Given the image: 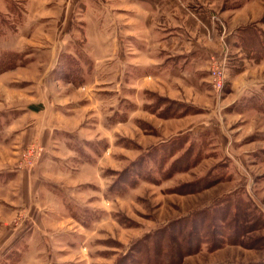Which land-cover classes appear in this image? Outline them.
Wrapping results in <instances>:
<instances>
[{
  "label": "rangeland",
  "instance_id": "rangeland-1",
  "mask_svg": "<svg viewBox=\"0 0 264 264\" xmlns=\"http://www.w3.org/2000/svg\"><path fill=\"white\" fill-rule=\"evenodd\" d=\"M13 1L14 15L7 0H0V58L2 53L19 58L15 67L0 73V109L12 108L0 112V168L20 176L0 172V264H117L127 253L136 254L132 246L149 233L236 191L263 217L233 240L237 242L215 250L204 244L183 264H264V108L238 113L233 102L245 92L261 95L253 103H263L264 61L236 49L229 35L230 29L247 25L264 31V0L205 5L213 24L202 22L196 32L191 30L192 38L209 50V91L201 105L149 90L139 108L130 91L135 79L130 73L123 101L116 100L115 78L107 86L105 80L95 82L100 76L86 51L82 9L74 10L69 47L54 66V25L43 33H18L26 12L54 11V0ZM67 2L58 3L72 14ZM222 5L229 15L222 16ZM238 73L244 75L234 87ZM98 89H107L101 110ZM54 98L58 107L76 110L71 117L86 110L80 126H74L85 140L74 144L82 155L70 147L68 174L59 172L60 166L54 171L45 166L48 130L29 134L33 122L18 123L28 110L50 112ZM57 148L55 144L54 156ZM76 154L79 160L73 159ZM47 181L54 183L52 190L68 193L50 194L44 188Z\"/></svg>",
  "mask_w": 264,
  "mask_h": 264
},
{
  "label": "crops",
  "instance_id": "crops-1",
  "mask_svg": "<svg viewBox=\"0 0 264 264\" xmlns=\"http://www.w3.org/2000/svg\"><path fill=\"white\" fill-rule=\"evenodd\" d=\"M33 1L40 0H28L30 4H34ZM61 1L66 0H54V11L38 9L35 13L26 12L24 23L18 26V33L23 36L24 31L43 33L50 23L54 25V66L60 63L61 53L69 47L70 42L66 37L73 29L74 10L82 9L86 21L84 27L81 26L85 33L86 51L92 58L100 76L95 79V82L102 79L105 80L103 85L107 86L108 81L115 78L118 81V84L114 85L116 100L127 99L126 88L128 86L125 84V79L130 73L135 78L130 91L137 97L138 106L136 108L142 106L143 93L149 90L183 101H187L189 97V99H194L195 104L200 103L201 105L203 97L207 96L209 91V50L205 44L204 46L198 44L192 38L191 33L201 28L202 22L213 24L212 17L209 18V14L207 15L211 10L206 6L208 4L213 8L218 5V0H67L72 14L64 8L63 3H58ZM205 8L209 11L207 12ZM220 9H223V5ZM50 11L52 12L48 14ZM230 12H222V16H227ZM241 24L247 25L245 21ZM237 33L238 30L230 29L229 31L230 38L235 42ZM235 48L241 50L239 47ZM103 73H105L104 78L101 77ZM237 75L234 87H237L236 84L241 79L239 77L244 73ZM145 78H147L146 81ZM102 90L98 89L95 92L100 110L101 105L107 102V89ZM259 97L262 98L261 95H248L244 92L240 98L238 97L239 99L233 100L234 111L242 113L244 109L246 111L255 109L260 112L259 108L262 103L257 105L253 103L255 98L259 100ZM57 100L59 99L54 98L55 104H52L53 109L50 112H45L47 108L43 112L40 111L41 113L28 110L21 114L18 123L33 122L29 134L37 128V133L40 129L48 130L44 137L50 154L45 159V166L49 170L51 168L52 171L56 166H60L62 169L59 167V172L68 174L69 161L72 159L70 158L72 155L70 147L74 148L78 155H82L74 144L85 140L82 139L81 133H75L77 128L74 126H80L86 110L71 117L70 113L76 110H71L66 106L58 107L60 103L56 102ZM11 109H0V112ZM23 111L26 110L23 109ZM45 116L46 119L43 120ZM40 120H43V125H40ZM103 125L105 126V123ZM216 136L218 137V134ZM55 144L59 148L56 156L53 154ZM73 159L79 160L80 158L76 154ZM13 171L0 168L3 175L13 173ZM14 175L17 178L20 176L17 173ZM47 182L49 187L54 185L50 181ZM49 187L44 186L50 194L55 196L57 193L54 191L68 193L63 188L59 190L54 187L52 190ZM32 229L33 227H29L28 231ZM2 251L0 248V258L3 256Z\"/></svg>",
  "mask_w": 264,
  "mask_h": 264
},
{
  "label": "trees",
  "instance_id": "trees-1",
  "mask_svg": "<svg viewBox=\"0 0 264 264\" xmlns=\"http://www.w3.org/2000/svg\"><path fill=\"white\" fill-rule=\"evenodd\" d=\"M7 2L8 12L13 15L17 13L14 1ZM2 32L4 31L0 29V34ZM236 46L244 52L248 51L249 56L256 62L264 61V31L261 28L251 25L239 29ZM2 54L0 73L15 67L18 58V54ZM260 106L264 108V103ZM169 155L167 152L161 159L159 168H163V163ZM147 170L142 168L140 171L143 173ZM260 217L263 216L258 208L236 191L213 206L195 212L185 220L170 224L167 226L169 230L149 233L132 246V252L136 254L127 253L117 264H183L184 258L197 254L204 244H207L210 250H215L226 243L237 242L233 240H237L241 233L249 230L248 227H252Z\"/></svg>",
  "mask_w": 264,
  "mask_h": 264
},
{
  "label": "built area",
  "instance_id": "built-area-1",
  "mask_svg": "<svg viewBox=\"0 0 264 264\" xmlns=\"http://www.w3.org/2000/svg\"><path fill=\"white\" fill-rule=\"evenodd\" d=\"M217 71H213V76L215 77V78H217ZM219 78V77H218Z\"/></svg>",
  "mask_w": 264,
  "mask_h": 264
}]
</instances>
